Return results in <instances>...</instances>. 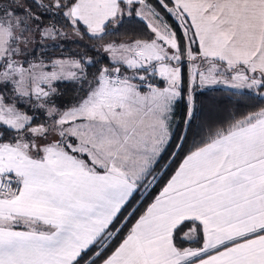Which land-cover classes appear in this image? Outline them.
<instances>
[{
  "label": "snow or ice",
  "instance_id": "6c2138e0",
  "mask_svg": "<svg viewBox=\"0 0 264 264\" xmlns=\"http://www.w3.org/2000/svg\"><path fill=\"white\" fill-rule=\"evenodd\" d=\"M0 264H264V0H0Z\"/></svg>",
  "mask_w": 264,
  "mask_h": 264
},
{
  "label": "trees",
  "instance_id": "16d2710c",
  "mask_svg": "<svg viewBox=\"0 0 264 264\" xmlns=\"http://www.w3.org/2000/svg\"><path fill=\"white\" fill-rule=\"evenodd\" d=\"M128 27L127 25L125 26ZM197 117L198 120L194 123L195 131L199 130V125L207 123L210 120L223 118L227 115V111L231 108V104L227 100L226 92L220 88L210 91H205L203 94H197ZM178 118L184 115L183 105L177 109Z\"/></svg>",
  "mask_w": 264,
  "mask_h": 264
}]
</instances>
